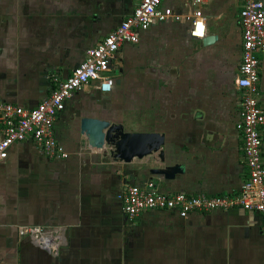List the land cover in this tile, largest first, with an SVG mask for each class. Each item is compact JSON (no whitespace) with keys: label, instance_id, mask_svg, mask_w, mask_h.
I'll return each mask as SVG.
<instances>
[{"label":"crops","instance_id":"crops-1","mask_svg":"<svg viewBox=\"0 0 264 264\" xmlns=\"http://www.w3.org/2000/svg\"><path fill=\"white\" fill-rule=\"evenodd\" d=\"M139 3L0 0V101L37 106ZM241 5L162 0L172 17L120 48L107 72L111 92L101 94L90 83L56 117L55 139L69 152L68 160L48 158L30 138L10 147L0 160V264H211L212 251L220 259L216 264H264L257 213L237 208L191 214L182 222L172 213L152 211L130 224L118 199L129 186L147 182L164 193L233 195L247 179L243 135L235 127ZM197 9L205 19L202 39L190 36ZM209 36L216 40L205 46L202 40ZM259 60L264 108V54ZM81 116L121 123L128 132L163 135L164 164L157 154L124 164L90 152L79 132ZM262 139L264 157V130ZM175 165L181 172L173 180L150 172ZM29 225L62 230L59 251L49 254L19 236V228ZM215 232L216 240L206 238Z\"/></svg>","mask_w":264,"mask_h":264},{"label":"built area","instance_id":"built-area-1","mask_svg":"<svg viewBox=\"0 0 264 264\" xmlns=\"http://www.w3.org/2000/svg\"><path fill=\"white\" fill-rule=\"evenodd\" d=\"M205 0H192L199 7ZM242 5L238 22L242 32L241 59L236 88L241 92L236 129L244 140V159L248 177L237 194L208 197L204 194L164 193L152 182L131 185L118 195L122 212L128 223L140 215L157 211L176 215L184 220L191 214L242 209L257 213L263 221L264 233V108L260 105L259 55L264 54V0H239ZM162 0H140L133 12L124 18L101 42L85 52L83 61L73 69L68 78L60 82L51 95L34 108L26 109L0 101V160L6 159L10 147L30 138L48 158L68 160L69 152L59 144L54 135L56 117L64 110L73 94L92 83L101 94L112 90V80L107 76L112 61L124 44H136L139 34L156 23L172 17L170 8L161 7ZM204 17L197 9L192 17L190 36L204 37ZM62 230H48L42 226H22L21 237L30 238L40 249L56 254L63 244Z\"/></svg>","mask_w":264,"mask_h":264},{"label":"water","instance_id":"water-1","mask_svg":"<svg viewBox=\"0 0 264 264\" xmlns=\"http://www.w3.org/2000/svg\"><path fill=\"white\" fill-rule=\"evenodd\" d=\"M216 37L209 36L202 40L205 46L213 44ZM79 132L86 144V149L97 154H108L118 163L129 164L157 154L164 164L165 137L155 133L128 132L121 123H112L91 116H81L78 120ZM151 174L173 180L180 173L178 166L152 168Z\"/></svg>","mask_w":264,"mask_h":264},{"label":"rangeland","instance_id":"rangeland-1","mask_svg":"<svg viewBox=\"0 0 264 264\" xmlns=\"http://www.w3.org/2000/svg\"><path fill=\"white\" fill-rule=\"evenodd\" d=\"M161 221H165V220H161ZM166 221L172 222L173 220L168 219V220H166ZM175 221H181V220H175ZM182 222H185V219L182 220ZM203 222L208 223L209 220H208V219H205ZM206 231L208 232L209 230H206ZM206 231H202L201 233H202V234H205ZM207 232H206V233H207ZM209 233L212 234V232L209 231V232L207 233V235H208ZM202 234H201V237H202ZM207 235H206V238H207V239H210L211 241L216 240V236H217L216 232H215L214 236L209 237V236H207ZM194 238H197V237H194ZM206 238H204V239H206ZM228 238H230V237H228ZM212 247H213V246L211 245V242H209V247H208V248L211 249ZM211 250H212V249H211ZM147 258H148V257H147ZM148 259H149V258H148ZM151 259H152V258H151ZM209 260H210V263H211V264H216V263L218 262V260H220V259L218 258L217 252H216V253H213V251H212ZM147 262H151V261H147ZM147 264H149V263H147ZM228 264H230V263H228Z\"/></svg>","mask_w":264,"mask_h":264},{"label":"flooded vegetation","instance_id":"flooded-vegetation-1","mask_svg":"<svg viewBox=\"0 0 264 264\" xmlns=\"http://www.w3.org/2000/svg\"><path fill=\"white\" fill-rule=\"evenodd\" d=\"M239 67V66H238ZM124 219H125V221H127V218H126V216L124 215ZM128 222V221H127Z\"/></svg>","mask_w":264,"mask_h":264}]
</instances>
